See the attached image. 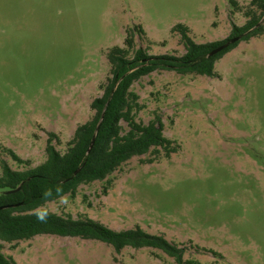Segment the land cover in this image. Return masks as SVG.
I'll return each instance as SVG.
<instances>
[{
    "label": "rangeland",
    "instance_id": "obj_1",
    "mask_svg": "<svg viewBox=\"0 0 264 264\" xmlns=\"http://www.w3.org/2000/svg\"><path fill=\"white\" fill-rule=\"evenodd\" d=\"M246 8L251 0H237ZM247 18L229 0H0L1 160L26 170L61 153L103 94L107 53L140 25L136 46L181 56L177 24L197 43L227 38ZM215 76L157 70L136 80L139 122L159 118L177 149L134 156L103 181L76 187L60 215L122 231L140 226L197 264H264V34L215 62ZM127 130V124L122 122ZM13 150L28 164L9 155ZM55 209V204L50 203ZM18 264H179L163 251L42 234L2 242Z\"/></svg>",
    "mask_w": 264,
    "mask_h": 264
},
{
    "label": "trees",
    "instance_id": "obj_2",
    "mask_svg": "<svg viewBox=\"0 0 264 264\" xmlns=\"http://www.w3.org/2000/svg\"><path fill=\"white\" fill-rule=\"evenodd\" d=\"M233 12H242L247 18L242 26L233 24L230 35L219 41L197 43L189 34V28L177 24L172 32H178L186 52L176 55H150L136 46L138 33L145 34L140 26L126 30L124 46H114L107 53L109 75L101 85L103 94L91 103L95 112L93 118L79 125L67 149L61 153L53 145L56 135L50 133L47 144V159L40 165L26 170H15L5 160H1L0 174V264H18L3 253L2 242L29 240L37 235L48 234L63 237H79L97 240L111 245L116 252L125 247H148L163 251L179 264H197L183 261L184 250L171 243L162 235L146 232L140 226L117 231L90 218L74 219L60 214L51 215L47 223H40L32 215L31 209L44 203L42 191L45 187L63 184L64 191L75 194L81 183L103 181L134 156H141L161 147L166 157L177 149L164 136L163 124L159 118L148 124L137 121L136 112L141 109L138 95L131 91L133 83L157 70L175 71L179 74L215 76V62L231 51L242 40H249L264 34V0H251L243 8L237 0H229ZM253 29V30H251ZM251 30V31H249ZM249 31V32H248ZM244 36L237 42L213 56L208 54L231 38ZM104 112V118L90 153H87L92 137ZM127 124V130L122 125ZM9 155L19 164H28L13 150ZM80 171L74 175L75 171ZM20 186V190L8 193Z\"/></svg>",
    "mask_w": 264,
    "mask_h": 264
},
{
    "label": "clouds",
    "instance_id": "obj_3",
    "mask_svg": "<svg viewBox=\"0 0 264 264\" xmlns=\"http://www.w3.org/2000/svg\"><path fill=\"white\" fill-rule=\"evenodd\" d=\"M42 199L44 203L31 209L32 215L40 223H47L51 215L59 214L62 209H69L72 204V198L64 191L62 182L45 187L42 191ZM50 203L55 204V209L49 207Z\"/></svg>",
    "mask_w": 264,
    "mask_h": 264
},
{
    "label": "water",
    "instance_id": "obj_4",
    "mask_svg": "<svg viewBox=\"0 0 264 264\" xmlns=\"http://www.w3.org/2000/svg\"><path fill=\"white\" fill-rule=\"evenodd\" d=\"M263 21H264V17H263L262 20L258 23L257 26H259L260 24H262ZM251 30H253V29H251ZM251 30H249V31H251ZM249 31H248V32H249ZM243 36H244V34H242V35H238V36H235V37L231 38V39H230L229 41H227L226 43H224V44L220 45L219 47L213 49V50L208 54V56L210 57V56H213V55L217 54L218 52H220V51L224 50L225 48H227L229 45H231V44H233V43L239 41ZM103 118H104V112H103V114H102V116H101V119H100L98 125H97L96 131H95V133H94V135H93V137H92V140H91V142H90V145H89V148H88V150H87V153H90L91 149L93 148V145H94V142H95V139H96V136H97V132H98V130H99V128H100V125H101V123H102ZM79 171H80V169L76 170L75 173H74V175H76ZM19 190H20V186H19L17 189H15V190H10V191H8V193L17 192V191H19ZM7 207H8V206H2V207H0V209L7 208Z\"/></svg>",
    "mask_w": 264,
    "mask_h": 264
}]
</instances>
